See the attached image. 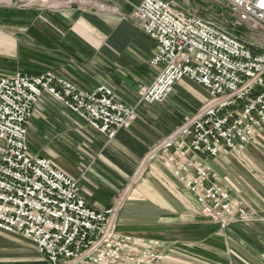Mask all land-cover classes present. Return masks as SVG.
<instances>
[{
  "label": "built area",
  "instance_id": "built-area-1",
  "mask_svg": "<svg viewBox=\"0 0 264 264\" xmlns=\"http://www.w3.org/2000/svg\"><path fill=\"white\" fill-rule=\"evenodd\" d=\"M199 1L225 2L253 35L243 38L178 0L133 4L132 20L153 42L149 61L159 66L155 79L137 88L134 106L108 86L82 90L51 70L0 74V230L28 238L48 264H162L159 240L116 231L123 195L107 209L89 208L75 179L30 153L26 126L46 92L111 138L130 124L137 105L163 102L182 78L199 84L207 100L146 159L159 158L210 222L226 227L251 219L234 184L207 160L239 153L264 134V37L255 31L264 29V0Z\"/></svg>",
  "mask_w": 264,
  "mask_h": 264
},
{
  "label": "crops",
  "instance_id": "crops-1",
  "mask_svg": "<svg viewBox=\"0 0 264 264\" xmlns=\"http://www.w3.org/2000/svg\"><path fill=\"white\" fill-rule=\"evenodd\" d=\"M35 1H0V74L51 70L82 90L108 86L118 99L136 105L137 88L148 86L159 71L149 61L152 40L131 17L140 0ZM40 97L26 126L30 153L50 159L75 179L91 209H107L123 195L115 221L119 234L160 240L162 264H206L213 257L222 259L217 264H233L219 225L199 214L198 202L159 158L146 159L152 146L207 100L199 84L182 78L163 102L137 105L130 124L111 138L53 96L45 92ZM260 151L252 142L239 153L209 157L207 163L220 179L229 178L226 173L236 171L237 163L256 168ZM244 250L252 256L246 264H254L250 245ZM29 261L47 264L28 238L0 230V264Z\"/></svg>",
  "mask_w": 264,
  "mask_h": 264
},
{
  "label": "rangeland",
  "instance_id": "rangeland-1",
  "mask_svg": "<svg viewBox=\"0 0 264 264\" xmlns=\"http://www.w3.org/2000/svg\"><path fill=\"white\" fill-rule=\"evenodd\" d=\"M16 1L22 4L30 3L32 5L37 3L35 0ZM46 2H50V0H47ZM178 3L184 4L183 7H186L187 5L188 8L192 7L201 17L211 20L219 25L221 24L226 29L235 31L243 38L253 35L251 34L252 32L250 33V31L246 29L244 24L237 22L235 11H233L232 8L225 2L178 0ZM255 31L259 34V36L264 37V29L260 26L257 27ZM259 36L256 37L259 38ZM262 44L264 45V40L262 41ZM262 136H264V134H262ZM253 143H255L258 146V149L261 150L258 159L254 158L256 160L254 161V164L258 163L256 165L257 167L247 170V168L242 164H238L235 159L237 163V170L230 171L229 174L226 173V175L231 174V177L229 178L236 188L235 194L241 196L246 207L252 214L251 219L247 221L232 222L226 225V227H221V225L218 224L220 227L218 232L221 234V238H223L222 241L224 243V248L228 253H230L233 264H246L248 262L247 257L249 258L250 263L252 256L247 254L244 250V246L248 244L254 252V264H264V137L258 141H253ZM215 258L216 257L212 258L214 260L212 262L206 261L204 258L199 259L206 261V264H217L216 261L218 262V260L222 263V259ZM36 262L29 261L21 264H35ZM39 263H41V261Z\"/></svg>",
  "mask_w": 264,
  "mask_h": 264
}]
</instances>
